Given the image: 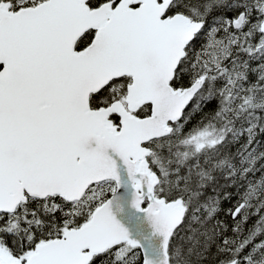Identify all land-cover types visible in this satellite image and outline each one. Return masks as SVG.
Segmentation results:
<instances>
[{
    "label": "snow or ice",
    "instance_id": "obj_1",
    "mask_svg": "<svg viewBox=\"0 0 264 264\" xmlns=\"http://www.w3.org/2000/svg\"><path fill=\"white\" fill-rule=\"evenodd\" d=\"M189 242L264 264V0H0V264Z\"/></svg>",
    "mask_w": 264,
    "mask_h": 264
},
{
    "label": "trees",
    "instance_id": "obj_2",
    "mask_svg": "<svg viewBox=\"0 0 264 264\" xmlns=\"http://www.w3.org/2000/svg\"><path fill=\"white\" fill-rule=\"evenodd\" d=\"M201 240H203V237H201ZM190 244H191V242H189L187 244H183L182 248H175L174 254L175 255H181L182 252H185L186 253V250L190 246ZM183 260H184V257H183V255H181V262H180V264H183ZM192 260H193V264H196V261H195V257L194 256L192 257Z\"/></svg>",
    "mask_w": 264,
    "mask_h": 264
}]
</instances>
